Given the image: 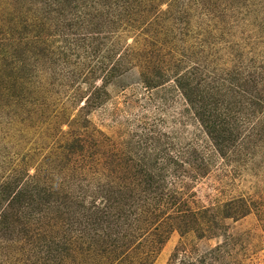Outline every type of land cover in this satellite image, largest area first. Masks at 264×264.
I'll return each instance as SVG.
<instances>
[{
    "label": "rangeland",
    "instance_id": "374dc122",
    "mask_svg": "<svg viewBox=\"0 0 264 264\" xmlns=\"http://www.w3.org/2000/svg\"><path fill=\"white\" fill-rule=\"evenodd\" d=\"M0 1L14 5L13 0ZM139 1L140 9L130 8L134 26L119 29L118 37L104 41L103 55L112 42L115 49L119 46L118 54L128 50L139 57L143 51L155 54L156 50L159 58L152 66L166 71L160 84L145 83L139 65L103 84V74L96 72L91 85L103 92L99 104L88 107L90 83L79 85L48 70L41 89L33 92L36 99H29V93L28 100L24 96L32 89L30 82L14 83L10 73L4 75L0 78V187L15 178L21 187L28 176L38 175L39 188L55 187L74 195L79 192L77 185L93 194L103 188L98 198L93 196L97 202L109 189L122 205L129 189L133 194L142 188L141 173L159 175L165 193L175 194L174 205L181 208L166 210L169 206L162 202L148 203L166 210L158 231H167L166 238L153 253L147 243H154L157 236L138 233L140 240L147 239L145 248L127 250L129 258L118 264H264V141L238 144L245 140L248 124L238 112L233 86L243 85L251 93L254 86L264 89L260 69L264 68V0L199 1L196 9L192 4L189 9L186 0ZM144 9L150 12L145 14ZM52 15L48 24L56 19ZM6 16L4 26H8ZM26 16L31 17V37L14 42L9 29L5 37L0 34L1 66L20 54L15 47L24 50L34 40L45 21L41 14ZM4 73L2 68L0 75ZM175 76L190 77L182 81L193 88L191 96L177 86ZM19 84L23 96L16 98ZM36 100L47 103L43 105L53 111L50 118H34L35 106L26 108ZM251 117L253 122H264V109ZM75 138L86 151L82 182L79 177L75 182L66 179L69 175L61 164H73L68 151ZM188 207L194 217H185ZM177 225H182L180 230ZM14 240L0 250V264H58L51 257L34 262L22 254V241ZM78 249L84 252L86 244L80 242ZM79 252L71 253L64 264L90 262Z\"/></svg>",
    "mask_w": 264,
    "mask_h": 264
},
{
    "label": "trees",
    "instance_id": "16d2710c",
    "mask_svg": "<svg viewBox=\"0 0 264 264\" xmlns=\"http://www.w3.org/2000/svg\"><path fill=\"white\" fill-rule=\"evenodd\" d=\"M199 1L211 3L212 0H186V5L191 9L190 4H192L196 9L195 5ZM13 3L11 8L7 2L3 5L0 1V34L2 37L6 36L8 29L12 38H15L14 42L29 37L31 17L26 16L27 12L35 15L41 14L45 18L44 23L39 26L36 38L34 37V40L24 50H21L19 46L15 47L14 50L20 54L15 55L13 61L10 60L2 66L0 65V70L3 68L6 72L0 75V78L10 73L11 82L15 83L20 79L30 82L29 85L32 89L25 86L30 92L24 98L30 93L29 99H36L33 92L36 89H41L40 82L48 70H52L51 73H54V77L64 75L68 80L75 79L79 85L87 83L91 85V80L97 78L96 72L103 74L101 83H106L108 79L121 71H126L136 65L143 68L140 75L146 79L145 83L149 86L160 84L162 80L159 81V79H163L166 75V71L159 70L155 66L156 64L152 66L157 61L156 56L159 58L156 50L155 54L143 51L141 55H138L139 57L128 50L118 54L119 46L115 49L114 42H112L109 44L106 54L103 55L102 45L104 48L105 42L113 40L115 36L118 37L119 29L127 31L134 26L132 25L133 13L130 12V8L136 6L140 9L141 1L139 0H108L107 3L104 0H13ZM104 6L105 11L102 12L100 9ZM8 7H10L9 10ZM147 9H144L145 14L150 12ZM5 14L8 26L2 24ZM50 15L56 17L53 24L47 23ZM178 17L179 20L183 19V15ZM187 26L190 27V24ZM57 42H60L59 45L54 47ZM150 45L153 46V44ZM116 55L117 59L114 61ZM60 61L63 62L62 66H59ZM260 69L264 74V68L261 66ZM178 79L175 76L177 86L187 94V97L191 96L193 88L188 86L189 83H184L183 79ZM259 79L262 80V78ZM197 85L199 86L198 83H196ZM233 86L236 92L235 99L239 104L238 112L245 117L248 124L244 134L245 140L238 144L263 142L264 122L261 120L253 122L251 116L259 114L264 109V89L257 90V87L254 86L255 91L251 93L248 88L244 89L243 85L235 84ZM23 89V85H20V91L15 95L16 98L23 96L20 94ZM88 89L91 92L85 99V105L88 107L97 106L103 91L95 84H92ZM188 100L191 102L190 98ZM37 102L38 100L26 105V108L35 106L34 118H50L53 111L49 112L44 107L43 103L45 105L47 103L44 100L40 104H36ZM211 112L210 108L209 113ZM235 139H237L236 135ZM68 152L70 153L69 162L73 161V164L65 163L66 166L61 162L69 175L66 179L75 182L79 177V181L82 182L85 180L83 179L85 178L83 170L86 162L85 153L82 152L86 151H84L80 139L75 138ZM141 175L145 177L143 179L139 177L142 188L138 192L136 189L133 194L129 189L128 196L122 199L124 203L122 205H119L118 195H109V189L103 192L100 202L94 200L93 196L98 198L100 192L104 190L99 186H97L98 191L94 192L96 194H93L89 192L88 188H82L85 186L77 185L79 192L76 195L55 187H48V190L45 186L39 188L38 175L28 176V181H24L25 183L21 187L18 186L19 182L16 183V178L8 182L7 187H3V189H1V185L0 250L15 239L23 243L20 247L23 251L22 254L25 252L34 262L51 257L58 264H64L71 253L79 252L78 244L82 242L86 244V250L79 253L90 257V262L87 261L86 264L107 262L118 264L120 260L129 258L125 254L127 250L132 248L143 250L145 248L147 241L143 240L147 239L140 240L141 237L137 236L140 235L138 233H153L157 236L155 242L149 241L147 245L153 248V253L156 252L155 247L163 243L167 233L165 230L158 232L160 220L165 218V212L172 209L171 206L178 209L181 206L174 205L177 204L175 194L165 193L166 188L163 189L165 184L159 175L155 176L152 173H141ZM152 200L158 204L162 202V205L169 206V208L162 210L158 207H151L149 204ZM186 210L185 217H194V213L189 207ZM189 212L191 213L189 214ZM184 214L186 213H183V216ZM155 226L156 230H154ZM169 227H172V222L166 225V229ZM176 227L181 229L178 225ZM168 230L170 231L172 228ZM2 241L4 243H1ZM119 253L121 257H119ZM108 257H111L112 260H107Z\"/></svg>",
    "mask_w": 264,
    "mask_h": 264
}]
</instances>
